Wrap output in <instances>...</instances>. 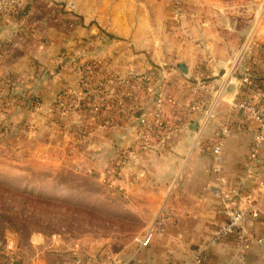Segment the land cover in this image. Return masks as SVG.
Wrapping results in <instances>:
<instances>
[{
	"label": "crops",
	"instance_id": "0c3cea01",
	"mask_svg": "<svg viewBox=\"0 0 264 264\" xmlns=\"http://www.w3.org/2000/svg\"><path fill=\"white\" fill-rule=\"evenodd\" d=\"M48 2L60 7L55 16L63 14L61 22H33L24 32L17 24L0 22V91L22 90L35 98L34 104H17L8 114L0 108V141L12 140L14 156L53 148L38 159L42 167L67 166L105 178L111 188L122 192L130 209L146 220L152 221L163 204L169 207L172 218L165 236L155 238L138 254V260L141 264H178L207 242L223 221L207 187L214 185L210 144L214 134L226 128L224 176L229 187L258 202L260 218L246 220L243 232L262 244H253L243 259L234 238L227 237L206 250L204 264H264V141L256 165L250 152L257 127L230 107L235 101L247 100L264 108V22L252 20L264 0L235 4L215 0ZM244 7L251 10L249 16L243 15ZM50 16L54 18V13ZM252 27L250 43L256 47L243 54ZM86 64H92L97 84L108 77L131 75L159 81L176 102L165 110L174 129L164 134L162 142L140 146L134 142L129 123L110 128L113 119L121 120L116 117L120 108L125 109L116 100L117 109L107 117L109 130L94 132L89 142L73 147L76 119L60 116L55 100L60 88L76 81V69ZM178 66H184L186 73ZM247 70L250 83L244 85L241 78ZM228 77L225 93L198 135L191 125L200 124L202 114H187L184 108L198 99L191 84L201 80L212 94ZM147 83L134 81L135 91L139 90L136 104L148 103ZM208 104L209 99L205 109ZM49 139L55 144H44ZM252 165L248 177L246 169ZM112 172H116L113 177ZM5 241L15 247L12 264H48L45 253L61 245L47 243L36 234L26 246L12 233L6 234ZM81 251L92 258L98 246ZM55 262L67 264L63 257ZM0 264H5L3 259Z\"/></svg>",
	"mask_w": 264,
	"mask_h": 264
},
{
	"label": "rangeland",
	"instance_id": "374dc122",
	"mask_svg": "<svg viewBox=\"0 0 264 264\" xmlns=\"http://www.w3.org/2000/svg\"><path fill=\"white\" fill-rule=\"evenodd\" d=\"M30 1L33 4L30 18L17 20L8 14L17 6L26 5L27 0H16L14 4H10V0H0V3L5 6V11L0 13V22L17 24L19 30L24 32L33 22H44L45 25L46 22H61V19H64L63 14L55 16V10H59V6H50L47 0ZM215 1L235 4L239 0ZM250 11L244 7L243 15L249 16ZM52 13H54V18L50 16ZM253 19L255 22H264V4L258 7L257 16L254 11ZM76 74V81L73 85L60 88L55 100L60 116L76 119L73 129V147L82 142H89L94 132L109 130L107 117L108 114L110 115L109 110L114 113L117 109L114 105L116 100L125 109L120 108L119 116L116 117L122 118L120 121L113 119L110 128H119L125 121L129 123L133 133V119L140 112L138 108L141 110L144 108L136 104L139 90L135 91L137 89L135 84L133 87L121 88L117 86V83L121 79H127L130 84L134 81H130L129 78L111 79L108 77L97 84L96 73L91 67L85 65L77 68ZM5 92L0 91V108L4 114L11 111L12 107L14 108L17 104L32 105L35 103V98L27 95V91L20 90L17 93L8 94ZM127 98H129L128 102L122 104L123 99L127 100ZM97 102L101 105L100 116L92 112V107L98 104ZM124 114H128V118H124L126 117ZM167 117L169 120L173 119L172 115L168 116V113ZM103 120L107 127L98 128L99 121ZM25 131L27 132V129ZM9 141L10 143L5 145ZM11 141L4 139L0 141V213L5 212L15 217L16 227L21 228L24 225L27 235H39L51 244L58 241L61 245L56 251L63 252L68 261L74 256H85L81 249L92 245L98 246L97 255L105 253L120 255L129 250L132 239L150 220L139 217V211L131 210V204L124 202L122 192L111 188L105 178L100 179L94 173L85 175L84 172L80 173L67 166L50 169L42 167L38 159H43L48 150L53 148L47 147V151L41 148L35 155L33 152L25 151L21 156H14L11 154L14 146ZM45 143L53 145L55 140H45ZM25 195H42L45 198H56L70 203L62 205L58 202L34 200ZM7 230H9L7 233L16 235L22 246L21 232L15 233L11 229Z\"/></svg>",
	"mask_w": 264,
	"mask_h": 264
},
{
	"label": "built area",
	"instance_id": "2783aa9c",
	"mask_svg": "<svg viewBox=\"0 0 264 264\" xmlns=\"http://www.w3.org/2000/svg\"><path fill=\"white\" fill-rule=\"evenodd\" d=\"M16 0H10V4H14ZM5 11V6L0 3V13ZM247 34L245 42L242 47V52L250 54L254 47L250 43L252 31ZM249 71H245L241 82L246 85L250 83ZM145 99L148 103L144 108H138L139 114L134 117L133 139L140 146H146L151 143L162 142L165 129L169 125L165 110L173 107L176 102L171 95L163 88L161 83L157 80H145ZM227 80L222 81L217 89L211 94L203 81H195L191 84V92L198 96V99L191 104L185 106V112L190 114L192 112H200L202 114L201 123L196 125L197 134L200 135L206 124L212 118V112L218 101L226 91ZM117 86L121 88H129L133 86L127 79H121ZM116 95L113 96V98ZM119 98V96L117 97ZM209 99L208 107L205 109V102ZM75 101H73L74 103ZM101 105L96 104L92 107V112L100 116ZM231 109L236 111L240 118L249 120L257 127L254 135L253 144L250 152L251 162L257 165V158L259 151L264 141V108L261 104L251 103L247 100L235 101L230 105ZM100 118V117H98ZM103 121H99L98 128H106ZM226 128L218 130L213 136V141L210 144L209 153L212 157L211 173L214 176V185L208 186L207 190L211 197L218 204L217 213L223 218V221L217 226L213 235L207 242L200 245L192 255L181 260L178 264H204L205 252L211 246L218 244L227 237L232 236L235 244L240 251V257L245 258L246 254L251 250L253 244H262V241L251 236L245 235L243 232V225L246 220L257 221L260 218L259 204L250 197L243 196L240 192L229 187L224 176V159L222 156L223 140L226 136ZM253 165L246 169L247 176H252ZM116 175L112 172L111 176ZM259 187L262 185L259 183ZM171 189V188H170ZM172 210L164 204L159 208L157 216L150 221L143 230L137 234L131 242L128 252L123 254L110 255L108 253L100 254L92 258L85 256H74L71 258L69 264H141L138 260V254L147 248L155 238H162L165 236L167 225L171 221ZM15 247L10 241H5L0 248V259H3L5 264H12L13 253Z\"/></svg>",
	"mask_w": 264,
	"mask_h": 264
},
{
	"label": "trees",
	"instance_id": "16d2710c",
	"mask_svg": "<svg viewBox=\"0 0 264 264\" xmlns=\"http://www.w3.org/2000/svg\"><path fill=\"white\" fill-rule=\"evenodd\" d=\"M31 1L30 0H27L26 2V5H19L15 8V10L9 12L8 16H14L17 20H22L24 18H30V15H31V12L33 11V8H32V5L30 3ZM0 19H1V16H0ZM85 66H88V67H91L93 72H95L94 68L92 67V64H86ZM130 81H138V79H140L141 81H145L143 79L140 78V76H135V75H131L129 77ZM129 98H127L128 100ZM128 102V101H127ZM126 101L123 100L122 104H125L127 103ZM109 113L110 114H113L111 112V110H109ZM108 117H109V114H108ZM172 126L169 127V125L167 126V128L165 129V132L164 134L172 131ZM20 193H22V191H20ZM27 198H34V200H46L48 202H58L62 205H69L70 202L68 201H60L56 198H45V196H42V195H37V196H33V195H25ZM29 200V199H27ZM73 205V204H71ZM73 206H77V205H73ZM14 219L15 217L13 216H10L8 215L7 213L5 212H1L0 213V248L2 247V245L4 244V241H5V236L7 234V232L9 230L7 229H11V231L15 232V233H20L21 232V238L23 240L22 242V246H26L28 244V240H29V237L31 236L30 234L27 235V232H26V228L24 227V225L19 228V227H16V223L14 222ZM23 233V234H22ZM63 252H60V251H53V250H50V251H47L45 253V257H46V261L48 264H56L55 261H58L61 257L63 258H66V256H64V253L62 254ZM71 260V259H70ZM66 263L69 264L70 261L66 260Z\"/></svg>",
	"mask_w": 264,
	"mask_h": 264
},
{
	"label": "water",
	"instance_id": "95a60500",
	"mask_svg": "<svg viewBox=\"0 0 264 264\" xmlns=\"http://www.w3.org/2000/svg\"><path fill=\"white\" fill-rule=\"evenodd\" d=\"M178 69L183 72V73H186V68L184 66H178ZM191 129L192 131H195L196 130V126L194 124L191 125Z\"/></svg>",
	"mask_w": 264,
	"mask_h": 264
}]
</instances>
